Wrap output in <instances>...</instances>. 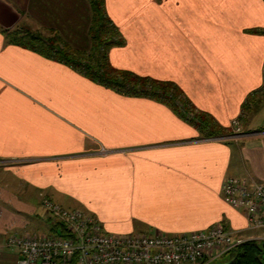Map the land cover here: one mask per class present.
Here are the masks:
<instances>
[{
  "label": "crops",
  "instance_id": "obj_1",
  "mask_svg": "<svg viewBox=\"0 0 264 264\" xmlns=\"http://www.w3.org/2000/svg\"><path fill=\"white\" fill-rule=\"evenodd\" d=\"M5 1L36 31L89 47L87 0ZM105 8L125 41L110 48V63L174 82L224 131L201 137L166 103L106 88L0 29V236L50 233L47 197L115 234L220 222L236 239H264L221 191L228 176L264 184V98L249 105L240 134L230 126L264 82V0H105Z\"/></svg>",
  "mask_w": 264,
  "mask_h": 264
},
{
  "label": "built area",
  "instance_id": "obj_2",
  "mask_svg": "<svg viewBox=\"0 0 264 264\" xmlns=\"http://www.w3.org/2000/svg\"><path fill=\"white\" fill-rule=\"evenodd\" d=\"M243 113L231 120L234 134L242 132ZM227 203L244 213L251 229H264V184L250 176H228L221 187ZM41 205L60 233H14L7 245L17 252L14 264H211L242 239L218 222L207 230L179 234H115L81 209H68L42 198Z\"/></svg>",
  "mask_w": 264,
  "mask_h": 264
},
{
  "label": "trees",
  "instance_id": "obj_3",
  "mask_svg": "<svg viewBox=\"0 0 264 264\" xmlns=\"http://www.w3.org/2000/svg\"><path fill=\"white\" fill-rule=\"evenodd\" d=\"M87 2L91 14L87 32L90 44L87 49L72 47L53 29L48 30L47 35L29 26L18 28L15 25L10 29L0 26V29L6 33L8 41L61 61L106 88L126 95L150 97L166 103L179 116L192 124L201 137H216L224 131L211 115L204 111H195L196 108L174 82L157 80L114 67L109 61L108 51L112 47L122 46L125 43L124 38L107 16L105 0H87ZM262 93H264V82L244 100L240 112L244 114L243 124L249 105H253ZM49 230L50 233L67 236L62 223L50 220ZM218 259L224 264H264V239L244 240Z\"/></svg>",
  "mask_w": 264,
  "mask_h": 264
},
{
  "label": "rangeland",
  "instance_id": "obj_4",
  "mask_svg": "<svg viewBox=\"0 0 264 264\" xmlns=\"http://www.w3.org/2000/svg\"><path fill=\"white\" fill-rule=\"evenodd\" d=\"M26 26H29L31 29L36 30V28H34L35 27L34 24H32V21H30V19L27 17H21L19 19V21L16 23V27H18V28L19 27L20 28L26 27ZM37 31L42 33L43 35H47V32L45 30L37 29ZM260 97L264 98V93H262ZM242 129H243V126H242ZM4 163L6 164V162H1L2 165H4ZM10 164H11V162H10ZM50 220H51V222L53 221L52 218H50ZM13 232H9L3 236H0V264H14V262L16 260V255H17L16 250L10 248L7 245V237L11 234H14ZM212 264H221V260L218 259L217 261H215Z\"/></svg>",
  "mask_w": 264,
  "mask_h": 264
},
{
  "label": "water",
  "instance_id": "obj_5",
  "mask_svg": "<svg viewBox=\"0 0 264 264\" xmlns=\"http://www.w3.org/2000/svg\"><path fill=\"white\" fill-rule=\"evenodd\" d=\"M21 18V13L10 3L0 0V26L10 29L16 25Z\"/></svg>",
  "mask_w": 264,
  "mask_h": 264
}]
</instances>
